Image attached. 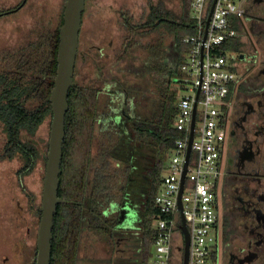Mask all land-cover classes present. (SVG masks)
<instances>
[{"label":"trees","instance_id":"trees-1","mask_svg":"<svg viewBox=\"0 0 264 264\" xmlns=\"http://www.w3.org/2000/svg\"><path fill=\"white\" fill-rule=\"evenodd\" d=\"M208 1L207 16L213 0ZM24 2L14 9L0 11V18L15 14L24 6ZM65 2L56 29L48 33L47 43L36 55L33 57L22 53L18 58H13L11 69L0 72V123L6 136L1 158L13 160L17 156L22 157L25 163L22 173H30L40 158L46 165L49 145L48 150H42L33 137L47 118L52 117L50 98L58 70L59 31L64 24ZM193 2L180 0V11L175 12L168 8L165 0H159L156 4H150L143 24L132 27L129 21L125 23L131 30L146 29L149 33L161 30L173 36L178 57L175 68L170 69L169 73L176 78L175 83L182 77L181 66L192 49V45L184 43V39L195 37L198 33L192 13ZM84 15L85 12L83 18ZM239 45L238 39L234 38L226 41L223 48L236 53ZM169 98L171 100L163 104L160 121L155 123L148 121L139 111L132 118L127 111L122 112L126 122L124 130L121 129L122 124L118 126L115 118H107L100 123V97L96 88L74 83L68 96L69 110L65 120L66 135L58 190L59 198L65 203L58 205L54 217L50 264H78L84 232H102L108 246H112L108 252L113 258L119 242L127 239L118 231L120 213L119 210H112L113 203L120 206L124 199L132 203L131 196L136 197L138 191L144 193V197L141 199L137 227L140 253L134 264H151L153 244L158 236L156 223L167 217L159 210L156 199L162 189L175 142L182 137L174 127L176 104L169 107L177 95L173 93ZM29 99L40 100L39 106L27 108L24 101ZM142 148L155 152L152 164L143 169L146 178L143 191L138 186L142 185L139 176L134 177ZM33 212L41 220L40 207ZM37 254L36 245L34 264ZM174 256L181 255L174 249Z\"/></svg>","mask_w":264,"mask_h":264},{"label":"rangeland","instance_id":"rangeland-1","mask_svg":"<svg viewBox=\"0 0 264 264\" xmlns=\"http://www.w3.org/2000/svg\"><path fill=\"white\" fill-rule=\"evenodd\" d=\"M22 1L0 0V11L14 9ZM158 1H87L82 28L91 35L88 42H92V35L97 36L98 31H101L103 36L111 37L116 49L111 64L113 73L116 80L126 89L116 87V93L113 94V98L116 99L107 100L100 106L102 118L113 119L120 115L121 105L134 94V108H129L130 106L127 105L130 109L127 113L133 117L139 111L148 121L155 123L160 121L163 104L171 100L169 97L173 93L178 97L186 93L178 87V83H174V80H172L173 83L171 82L169 74V70L175 68L174 64L178 57L174 41L171 38H161V33L146 34V30L144 34L141 31L137 34L135 30L125 26L128 21L132 27L143 24L150 11V4H156ZM165 1L169 9L175 12L180 11V0ZM63 4L64 0H25L24 6L15 14L0 18V72L11 69L14 65L13 58H18L22 53L33 57L36 55L47 43L48 33L56 29ZM125 45L127 48L123 54ZM25 49L28 50L24 52ZM82 72L88 77L87 80L85 78L84 85L97 86V83L92 82V67L87 64H84L83 69L81 65H78L74 83L81 84ZM188 83L192 84L193 79L189 78ZM176 99L169 103V107L177 103ZM24 102L29 109H35L40 104L38 99H29ZM51 120L52 117L47 118L33 137L34 142L42 150H48ZM5 143L6 136L3 125L0 123V264H27V261L33 259L32 247H36L37 243L40 219L35 216L33 210L41 206L46 165L40 158L30 173H22L21 170L25 165L22 157L17 156L13 160L1 158ZM141 155L136 161L138 164L134 170V177L139 176L142 185L138 186L143 191L146 182L143 169L152 164L155 152L150 148L146 150L142 148ZM131 188L134 189L133 185ZM143 197L144 193L139 191L136 197L133 194L131 196L132 204L139 216L131 218L127 225L119 226L118 231L127 239H121L122 241L119 242L112 255V264H134L133 261L138 259L140 250L137 227L140 222V206ZM113 204L112 210L120 209V206ZM105 215L108 217L107 214ZM28 229H31L30 234ZM178 236L175 246L182 243L180 235ZM105 239L100 231L91 234L84 232L78 264H99L102 263L101 260L104 261L105 258L107 260L111 255L108 250L111 251L109 248L112 246H108ZM96 250L99 251L96 252V256L92 255Z\"/></svg>","mask_w":264,"mask_h":264},{"label":"built area","instance_id":"built-area-1","mask_svg":"<svg viewBox=\"0 0 264 264\" xmlns=\"http://www.w3.org/2000/svg\"><path fill=\"white\" fill-rule=\"evenodd\" d=\"M208 2L194 0L192 13L198 33L184 39L192 49L180 69L179 84L186 87V93L177 99L174 124L182 137L175 142L156 199L159 210L167 217L156 223L158 236L153 244L151 264L183 262V253L179 251L181 256H174V246L178 235L184 245L176 220L180 218L179 195L195 105L194 138L181 195L190 236L188 264H215L217 257L219 219L214 187L220 175L221 154L228 132L230 94L237 78V55L223 45L236 38L241 28L245 0H216L204 40ZM189 78L193 79L192 84L188 83Z\"/></svg>","mask_w":264,"mask_h":264},{"label":"flooded vegetation","instance_id":"flooded-vegetation-1","mask_svg":"<svg viewBox=\"0 0 264 264\" xmlns=\"http://www.w3.org/2000/svg\"><path fill=\"white\" fill-rule=\"evenodd\" d=\"M236 39L237 78L214 187L219 219L215 264H264V0H245ZM122 112L115 122L126 130ZM181 246H174L180 255ZM30 260L27 264L35 263Z\"/></svg>","mask_w":264,"mask_h":264},{"label":"water","instance_id":"water-1","mask_svg":"<svg viewBox=\"0 0 264 264\" xmlns=\"http://www.w3.org/2000/svg\"><path fill=\"white\" fill-rule=\"evenodd\" d=\"M213 0L210 7L208 19L205 26L206 39L208 26L213 12ZM86 10V0H66L63 14L64 24L60 28V45L58 50V70L55 85L51 94L52 120L49 137V150L47 153L45 177L43 181L42 202L40 210L42 212L37 235V260L36 264H50L52 254V240L54 217L58 205L65 203L58 196L61 161L63 157V143L65 139V120L69 110L68 96L69 91L74 85L75 67L79 52V38L83 24V14ZM200 89H198V95ZM196 108L194 107L192 132L190 136L189 149L186 157V164L182 176V186L179 195L180 218L177 217V225L184 238V245L179 249L183 253V264L189 262V232L182 212L181 195L183 192L187 166L191 155V144L194 138ZM119 226L127 225L131 218H137L139 213L136 208L124 202L120 208Z\"/></svg>","mask_w":264,"mask_h":264},{"label":"crops","instance_id":"crops-1","mask_svg":"<svg viewBox=\"0 0 264 264\" xmlns=\"http://www.w3.org/2000/svg\"><path fill=\"white\" fill-rule=\"evenodd\" d=\"M145 30L139 29L136 32L138 34L141 31L144 34ZM84 33H85V36H84ZM92 33H93V31H92ZM148 33H149V31L146 34H148ZM151 33H161V38H166V39L171 38L174 41L173 36L168 34V33H165L164 31L160 30V31H155V32H151ZM89 36H91V35H88L87 31H85L82 28L81 32H80V38H79V53L77 56V70H78V65H81L82 69L84 67V64H87V65L92 67V70H93L92 82L97 83V86H92V85L91 86L96 88L99 91L100 106H102V105H104V103L107 100L116 99V98H113V94L116 93V87H122V88L124 87L123 89L124 90H126V89L122 83H120L116 80L115 74L113 73V66L111 64H112V60H113L112 57H113V54L115 53L116 49H115L114 44L112 43L111 37L107 36V35L103 36V34H101V31H98V35L97 36L92 35V40H91L92 42L89 43L88 42ZM123 49L124 50L122 53L124 54L125 49H126V45L124 46ZM176 62H177V60L175 61L174 66H176ZM163 70H164V68H163ZM170 77H171V82H172V80H174V83H175L176 78L172 75H170ZM85 78H86V80L88 79V77L85 75V73L82 72L81 85H84ZM85 86H90V85H85ZM178 87H180L181 90L186 91V87L179 84V82H178ZM124 92H126V91H124ZM133 95L134 94L130 95L128 97L129 99H127L126 102L125 101L123 102V105H121L120 111H123V110L128 111V110H130L129 108H134L133 104H135V103H133V97H134ZM108 105H109V103H108ZM127 105L130 107L127 108ZM134 111H136V110H134ZM131 118H132V116H131ZM105 119H107V118L100 117V123H102ZM97 251L98 250H96L95 253L93 252L92 255H95ZM101 254H104V253L101 252ZM111 259H113V258H111V256L109 255L107 260L105 258L104 261L101 260L102 263H99V264H112Z\"/></svg>","mask_w":264,"mask_h":264}]
</instances>
